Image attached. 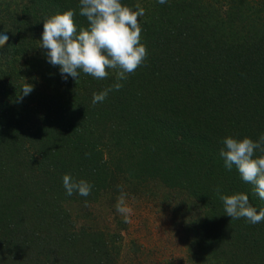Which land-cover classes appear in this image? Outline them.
<instances>
[{
	"label": "trees",
	"instance_id": "obj_1",
	"mask_svg": "<svg viewBox=\"0 0 264 264\" xmlns=\"http://www.w3.org/2000/svg\"><path fill=\"white\" fill-rule=\"evenodd\" d=\"M121 3L144 8L148 55L93 105L115 73L62 78L39 47L52 15L72 10L77 30L88 27L79 0H0L9 37L0 49V264H123L118 201L154 182L199 212L186 259L166 264H264V221L231 219L215 191L264 208L219 156L225 137L264 134V0ZM25 83L33 91L20 100ZM65 174L91 184L90 195L68 196ZM97 205L116 229L100 223Z\"/></svg>",
	"mask_w": 264,
	"mask_h": 264
},
{
	"label": "clouds",
	"instance_id": "obj_2",
	"mask_svg": "<svg viewBox=\"0 0 264 264\" xmlns=\"http://www.w3.org/2000/svg\"><path fill=\"white\" fill-rule=\"evenodd\" d=\"M157 2L165 4L167 0ZM78 6L79 14L86 18L88 27L77 30L72 10L52 15L43 21L39 47L46 49L47 62L59 67L62 78L71 77L75 81L83 72L103 80L109 77L110 70L115 73L113 85L93 93L92 104L95 105L102 103L109 92L121 89V81L134 73L147 58L139 23V17L145 15V10L140 5L133 10L123 5L121 0H79ZM8 39V35L0 33V49ZM32 91L33 86L25 83L19 99ZM222 144L224 147L220 149L219 156L224 167L231 171L235 166L242 181L254 185L255 193L264 199V134L257 140L225 137ZM62 182L68 196L78 193L87 197L91 193L92 185L83 179L77 181L65 174ZM215 191L223 202L225 214L231 219L244 218L253 225L264 221V208L257 211L250 205L246 194L224 195L219 188ZM123 203L121 196L117 211L126 214L130 210Z\"/></svg>",
	"mask_w": 264,
	"mask_h": 264
},
{
	"label": "rangeland",
	"instance_id": "obj_3",
	"mask_svg": "<svg viewBox=\"0 0 264 264\" xmlns=\"http://www.w3.org/2000/svg\"><path fill=\"white\" fill-rule=\"evenodd\" d=\"M136 184L134 187L138 188ZM136 193L138 195L123 197V206L130 211L118 216L126 222V227L120 228L123 237L121 244L118 243L121 248L119 260L123 264H166L177 262L180 257L186 259L187 251L193 247L194 237L200 231L196 206L183 194L175 192L173 195L157 182L145 193L143 189ZM92 212L96 217L107 218L100 220L101 224L106 222L110 229H116L118 224L111 213L105 216L106 210L102 206H95Z\"/></svg>",
	"mask_w": 264,
	"mask_h": 264
}]
</instances>
